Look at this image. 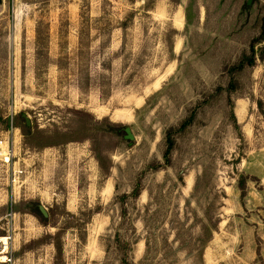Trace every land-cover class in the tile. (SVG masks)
<instances>
[{"label":"rangeland","instance_id":"374dc122","mask_svg":"<svg viewBox=\"0 0 264 264\" xmlns=\"http://www.w3.org/2000/svg\"><path fill=\"white\" fill-rule=\"evenodd\" d=\"M263 16L264 0H2L0 264H122L116 232L127 264H264V43L232 92L226 69Z\"/></svg>","mask_w":264,"mask_h":264},{"label":"trees","instance_id":"16d2710c","mask_svg":"<svg viewBox=\"0 0 264 264\" xmlns=\"http://www.w3.org/2000/svg\"><path fill=\"white\" fill-rule=\"evenodd\" d=\"M171 33L175 32V29L172 28ZM259 43H264V16L260 20L259 23V32L258 34L252 39L250 42L249 48H250V54L249 55H242L241 58L237 60L236 63L228 66L226 69L228 70V82H227V90L228 91H234L235 88L238 87V82L236 81V75H239L240 72L244 69L245 66L251 67L254 63V47L255 45ZM193 114H190L188 118L183 120L179 125L177 126H171L167 128L166 130V138L164 140V151L162 153L163 158L167 159L173 145H174V135L177 132H182L185 130V128L191 123ZM22 131L25 135H31V126L26 124V121L23 120V126ZM100 167L103 169L104 163L102 162L101 158L99 159ZM139 189L135 186L133 190L130 192V196L135 197L138 195ZM123 203V202H122ZM40 212V211H39ZM40 220L43 221V224H45L46 218L45 216L40 212ZM120 234L119 232H116L115 234V243L118 247V250L121 254L120 256V262L122 264H127L128 261L130 262V248L132 244H129L128 242H121L119 240ZM56 249L60 251V247L57 244Z\"/></svg>","mask_w":264,"mask_h":264},{"label":"water","instance_id":"95a60500","mask_svg":"<svg viewBox=\"0 0 264 264\" xmlns=\"http://www.w3.org/2000/svg\"><path fill=\"white\" fill-rule=\"evenodd\" d=\"M1 1L2 0H0V3H1ZM250 2V0H248V3ZM26 124L27 125H29L30 124V122H29V120L26 118ZM124 132H125V138L126 139H133V136H132V134H131V131H130V128L129 127H125L124 128ZM39 210H40V212L44 215V216H46L47 214H46V212L44 211V209L42 208V207H39Z\"/></svg>","mask_w":264,"mask_h":264},{"label":"bare ground","instance_id":"6f19581e","mask_svg":"<svg viewBox=\"0 0 264 264\" xmlns=\"http://www.w3.org/2000/svg\"><path fill=\"white\" fill-rule=\"evenodd\" d=\"M7 237H0V248L2 249L1 253L5 252V249L7 248L8 242Z\"/></svg>","mask_w":264,"mask_h":264}]
</instances>
